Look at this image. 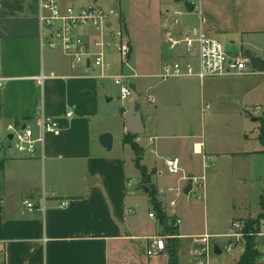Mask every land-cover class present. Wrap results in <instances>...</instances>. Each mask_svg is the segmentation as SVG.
I'll list each match as a JSON object with an SVG mask.
<instances>
[{
  "label": "crops",
  "instance_id": "crops-1",
  "mask_svg": "<svg viewBox=\"0 0 264 264\" xmlns=\"http://www.w3.org/2000/svg\"><path fill=\"white\" fill-rule=\"evenodd\" d=\"M32 1L36 0H24L25 12L14 16L2 14L0 4V78L5 79L0 89V263L144 264L140 257L147 255L149 239L170 236L166 233L169 227L180 236L176 238L180 264H196L194 238L209 233H191L181 227L179 205L170 207L175 196L168 189L184 183L168 173L165 163L179 159L188 174L199 176L207 159H215L210 162L212 168V163L217 165L223 158L251 159L264 153L262 144L252 145L260 141L261 125L252 135L245 134L236 150L219 148L206 138L204 114L210 115V107L216 111L227 107L225 90L248 78L163 81V61L174 54L164 44L160 14L164 49L159 44L141 48L133 43L132 67L138 77L132 79L131 88L140 97L138 110L145 126V134L136 136L134 142L142 150L140 164L150 178L142 187V173L135 166L137 174L131 175L125 156L130 146L124 143L126 122L119 114H106V99L119 100L121 92L118 97L106 92L107 81L113 80L89 77L87 66L73 69L62 52L42 47L38 10H28ZM177 33H206L264 59V0H202L196 11L182 17ZM47 49L50 52L45 56ZM112 60L118 72L117 57ZM42 74L55 77L39 84L37 78ZM161 86L165 89L157 96L148 93ZM148 96L156 102H149ZM200 109L201 121L195 116ZM69 112L72 117H67ZM43 116L59 122V136L46 133L43 149L39 146L31 156L11 152L12 144L5 149V141L12 139L10 124L28 126L40 137ZM105 133L113 136L111 151L99 142ZM137 176L135 187L127 190V182ZM152 192L164 213L173 218L167 227L153 208ZM25 200L34 204V212L28 211ZM62 202L69 204L59 208ZM142 205H148L146 218L135 215ZM259 214L237 221H249ZM178 218L181 225L175 226ZM257 264H264L261 255Z\"/></svg>",
  "mask_w": 264,
  "mask_h": 264
},
{
  "label": "built area",
  "instance_id": "built-area-1",
  "mask_svg": "<svg viewBox=\"0 0 264 264\" xmlns=\"http://www.w3.org/2000/svg\"><path fill=\"white\" fill-rule=\"evenodd\" d=\"M73 1L80 2L81 6L70 5ZM115 1L116 4L113 6H103L100 2L105 3L107 0H88L87 2L84 0H36L42 47L62 52L71 60L73 69L87 66L91 71L89 77L113 80L120 86V101L127 104L132 99L131 81L138 75L132 67L133 43L126 18L120 10L122 0ZM185 1L192 2L196 11L202 0H182L180 3L172 0L173 4H182L184 7ZM186 13H188L186 7L183 11L170 6L160 12L163 41L168 50L174 54V58L169 57L163 61L161 73L163 81L173 78H194L204 81L264 75L251 66L250 60L245 57L241 48H238L237 52H228L220 40L206 33L178 34L177 30ZM113 56L118 59V72L114 71L116 64L112 60ZM54 77L55 74L49 76L42 74L37 78V82L43 84L45 79ZM4 83L5 79L0 78V89L3 88ZM148 101L156 102L153 96H148ZM262 110L261 106H256L251 112L260 114ZM72 116L71 112L67 114V117ZM41 128L40 137H36L32 128L10 124L8 132L12 137L11 144L14 150L20 154L35 155L39 146L43 149L46 133L55 136L61 134L59 122L52 118L43 116ZM165 164L168 173L179 176L180 182L184 183V186L168 189V192L175 196L169 203L170 207L175 209L182 196L188 202L193 198L206 199L207 173L211 168L208 159L204 164V173L200 176L188 174L179 159H168ZM188 185H191L192 189L186 194L185 189ZM133 187H135L134 181H128L127 190ZM129 194L132 192L129 191ZM23 204L30 213L34 212L35 207L32 202L25 200ZM68 204V202H62L59 208H65ZM150 217L154 218L155 215L150 214ZM181 222V219H175L174 225L179 226ZM177 237L180 236H157L149 239L147 256L153 258L166 253L168 241ZM223 237L229 240L226 252L232 253L234 243L243 245L249 238H264V221L259 228L256 226L255 233L248 228L247 221H235L231 232ZM215 238L217 237L209 234L194 238L195 243L198 244L192 252L196 264H210L213 248L215 252L216 244L213 242ZM260 255L264 260V253Z\"/></svg>",
  "mask_w": 264,
  "mask_h": 264
},
{
  "label": "rangeland",
  "instance_id": "rangeland-1",
  "mask_svg": "<svg viewBox=\"0 0 264 264\" xmlns=\"http://www.w3.org/2000/svg\"><path fill=\"white\" fill-rule=\"evenodd\" d=\"M87 1L88 0H84V2ZM115 4V0H107L105 3L100 2V5L103 6H113ZM70 5L79 7L81 3L73 1ZM167 6L177 7L185 11L184 5H175L172 0H122L120 10L126 18L128 30L132 37V43H134L135 47L136 45H140V47L143 48L147 45L154 48L159 44L164 49V46L161 44L160 35V11ZM222 43L224 46H227V43ZM252 50L260 55L258 51ZM49 52L50 50L47 49L45 56H48ZM262 56H264V54H262ZM171 58H174V56ZM232 78L248 79L244 82H234V85L230 84L231 87L225 90L224 97L226 100L224 101H227V107L219 108L217 111L210 107V115L204 114L206 138L214 145H218L219 148L230 151L236 150L242 144V139L244 140L245 134L252 135L256 130L258 131L261 125L259 119L264 117V75ZM163 89H165V87H156L149 90L148 93L157 96V93H162ZM106 92L118 97L120 95V87L116 86L114 82L107 81ZM145 97L146 92L142 93V98L145 99ZM232 100L236 101L233 102ZM258 105L263 109L260 114L255 112H251V114L246 113L245 109H243V107L246 106L245 108L247 110H252ZM195 116L201 121L203 116L201 109L196 111ZM201 125L202 124H200V127ZM260 144L259 141L252 145L253 148H255L260 147ZM10 146L11 143L7 139L5 141V149L7 150ZM12 151L14 153V149H12L11 152ZM125 156L128 160L129 172L131 175L132 173L134 175L135 173L137 174L135 170L137 161L136 152L129 146ZM149 158L153 157L149 156ZM214 160L212 159L210 162ZM203 173L204 172L201 171V173L197 175L200 176ZM133 178L134 183H137L140 179L138 176ZM263 179L264 153L254 155L251 159L238 158L231 160V158H223L217 165H213L212 163V168L207 173L206 199L198 200L193 198L190 202L186 201L184 196L179 199L178 215L183 220L181 227L184 226V228L191 233L203 234L207 232L213 236L216 235L215 237H219L213 239V242L218 245L223 253L217 255L213 248L210 264H230L238 261L244 254L248 240H246V242L244 241L243 245L234 243L233 252L227 253L226 248L229 244V240L222 237V235L231 232L234 221L248 216L254 217L260 212L257 218L247 221L248 228L254 233L256 232V225L254 223H261L264 221V199L261 202L264 197ZM161 183L164 184L163 180H161ZM139 184L143 187V185H147L148 182H144L142 179ZM147 211L148 205L147 207L142 205L135 215L139 214L142 218H146ZM167 231L169 230L167 229ZM167 231L166 233L168 234ZM253 238L256 239L255 237ZM256 242L259 253L263 254L264 238H258ZM141 256L140 260L144 264L169 263L168 253L150 259L146 255V252ZM184 264L194 263L185 261Z\"/></svg>",
  "mask_w": 264,
  "mask_h": 264
},
{
  "label": "trees",
  "instance_id": "trees-1",
  "mask_svg": "<svg viewBox=\"0 0 264 264\" xmlns=\"http://www.w3.org/2000/svg\"><path fill=\"white\" fill-rule=\"evenodd\" d=\"M0 4L2 6V14L4 15H10L14 16L16 14H23L27 7H25L24 0H0ZM29 11H36L38 10V5L36 1H32ZM259 121L261 122L260 127V136L259 140L260 143L264 146V117L260 118ZM136 136L127 134L124 137V143L128 144L132 147V149L137 154V161L136 166L137 169L142 173L144 182L150 183V178L147 174V170L140 164L141 158H142V150L139 147L138 144L134 142V139ZM157 194L152 192V202H153V208L157 212V215L159 217L160 223L162 225H165L167 227L170 219L166 213H164L163 208L159 201L156 198ZM258 228L260 227V223L256 222L254 223ZM169 231L168 234L170 236H178L177 229L175 228H167ZM257 239L251 238L248 239V243L245 248V252L242 256V258L234 263V264H257L260 253L257 249ZM178 239L173 238L169 240V243L167 245L168 255H169V264H179V243Z\"/></svg>",
  "mask_w": 264,
  "mask_h": 264
},
{
  "label": "water",
  "instance_id": "water-1",
  "mask_svg": "<svg viewBox=\"0 0 264 264\" xmlns=\"http://www.w3.org/2000/svg\"><path fill=\"white\" fill-rule=\"evenodd\" d=\"M182 0H175L176 3H180ZM186 9L192 13L194 11V4L190 1H185ZM226 50L228 52H237L238 47L227 45ZM244 55L246 58L250 60L251 66L258 70L259 72L264 73V59L261 57H257L253 55V53L245 49ZM140 101V97L136 92H132V99L129 103L123 104L120 99L115 100L113 98H107L106 103V114L109 116H114L119 114L126 122L127 132L134 136H142L145 134V126L143 122V118L141 112L138 110V103ZM257 121V119H256ZM99 142L103 148L108 151H111L113 148V136L110 133L102 134L99 138ZM191 185H188L185 189V193L188 194L191 191ZM215 253L217 255L221 254V250H219L218 245H215Z\"/></svg>",
  "mask_w": 264,
  "mask_h": 264
}]
</instances>
